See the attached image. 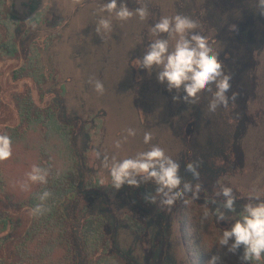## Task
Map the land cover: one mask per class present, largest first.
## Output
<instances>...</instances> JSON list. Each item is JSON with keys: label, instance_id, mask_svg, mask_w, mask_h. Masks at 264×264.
Segmentation results:
<instances>
[{"label": "rangeland", "instance_id": "1", "mask_svg": "<svg viewBox=\"0 0 264 264\" xmlns=\"http://www.w3.org/2000/svg\"><path fill=\"white\" fill-rule=\"evenodd\" d=\"M5 1L20 21L17 25L16 19L10 21L8 30L0 26L2 39L12 36L17 49L14 59L0 49V134L24 140L12 146L10 159L0 162V176L11 198L7 202L0 194V205L24 223L23 229H33L39 215L19 210L21 200L35 188L31 184L28 191H21L19 182L33 164L40 165L44 152L57 168L65 166L64 155L56 148L59 140L47 135L49 112L64 127L77 159L79 193L64 206L76 264H89L82 249V227L90 217L105 220L112 252L121 264H192L181 225L183 200L170 210L159 197L155 204L147 202L145 195L155 194L152 181L114 189L109 171L101 164L104 154L122 160L158 145L180 164L183 180L202 185L199 199L193 201L213 212L218 207L225 212L227 219L218 222L222 229L240 219L246 203L259 202L255 197L264 201V15L259 13L258 0H143L147 20L113 18L112 31L102 29L99 34L97 22L107 13L97 9L108 0ZM125 2L132 10L141 6L137 0ZM177 14L198 23L195 31L208 38L223 71L231 76L228 96L235 93L236 99H229L227 108L210 112L212 94L206 90L195 104L186 103L182 89L169 91L167 82L158 81L160 69L154 67L149 73L138 67L135 60L142 59L154 39L149 28L162 16ZM90 77L103 82V95L94 91ZM177 95L181 99L174 101ZM38 117L43 122L35 125ZM128 128L136 135L116 149L114 141L127 135ZM145 132L152 133L149 144L143 142ZM196 161L198 181L185 170L187 163ZM220 185L233 189L235 212L222 208L224 197L215 195ZM186 198L191 199V193ZM243 252L241 246L237 250L241 263Z\"/></svg>", "mask_w": 264, "mask_h": 264}, {"label": "clouds", "instance_id": "2", "mask_svg": "<svg viewBox=\"0 0 264 264\" xmlns=\"http://www.w3.org/2000/svg\"><path fill=\"white\" fill-rule=\"evenodd\" d=\"M85 0H73L74 4H83ZM141 6L132 10L127 6L125 0H108L100 5L97 12L100 15L95 31L99 34L101 30L112 31V20L115 18L121 22L128 21L133 17H138L141 22L147 20L149 11L147 4L143 0H137ZM257 7L259 13L264 15V0H258ZM36 27L35 24L32 25ZM199 27L198 23L190 17L177 14L173 17L162 16L158 22L149 28V33L154 39L148 44L142 59H136L138 67L144 68L151 73L154 67L160 69L157 79L160 83L167 82L169 91L181 89L186 94L183 101L190 104L197 102L198 96L203 91L212 94L208 104V110L215 112L219 107H228L229 99L235 100L236 94L231 97L228 93L231 89V76L225 74L222 63L218 59V54L209 44L207 37L195 31ZM235 30V25L231 26ZM161 34H167V38H161ZM174 41V44H170ZM89 84L93 85L94 91L103 95L105 89L103 82L95 77L89 78ZM215 90L213 91V86ZM181 97L174 96L173 100L178 101ZM127 135L122 139L114 141V147L121 149L127 142L128 137H134L136 131L133 128L125 130ZM153 139L151 132H145L143 142L149 144ZM97 159L101 158V153H95ZM12 156V140L6 133L0 134V162L10 159ZM102 167L107 169L111 177V186L119 190L127 184L139 187L142 183L152 181L155 185V194H146L144 199L155 204L157 197L160 204L167 206L169 210L177 200L191 205L193 200L199 199L202 185H193L189 181L183 180L179 175L180 164L167 155L161 147L153 145L147 151L137 152L134 157L118 160L115 155L111 158L107 154L101 160ZM199 162H189L185 170L192 174L193 179L199 180ZM49 170L36 164L31 166L30 171L25 173V179L20 181L21 191H28L31 184L46 185L48 183ZM220 184L219 181H217ZM104 184V181H101ZM191 193V199L186 198ZM48 190L39 195L40 204L32 209V215H42L48 209L44 202L51 197ZM216 196L224 197L222 208L228 212L236 211V196L231 187L220 185ZM257 203L249 202L243 206L242 212L229 229H223L218 238V245L227 246L228 251L235 253L241 246L244 252L241 256L243 264H248L252 260L259 261L264 255V201L255 197ZM212 204L216 200L211 201ZM215 215L217 222L227 219L225 212L216 208L215 212L207 205L202 208L201 223L209 220ZM231 241V243H230ZM220 257L213 255L207 264H218Z\"/></svg>", "mask_w": 264, "mask_h": 264}, {"label": "trees", "instance_id": "3", "mask_svg": "<svg viewBox=\"0 0 264 264\" xmlns=\"http://www.w3.org/2000/svg\"><path fill=\"white\" fill-rule=\"evenodd\" d=\"M14 19L17 25L20 17L7 7L5 0H0V26L8 30L9 22L15 21ZM11 39L12 36L5 41L0 35V49L8 58L14 59L17 58V49ZM22 70L23 67L16 71V74ZM41 76L43 77L42 73ZM40 111L41 109H38L37 113ZM47 120L49 124L47 135L59 140L60 144L57 142L56 148L63 153L65 166L57 168L55 160L50 158L47 152L43 153L39 166L49 170L48 183L34 184V190L22 199L18 206L19 210L32 211L37 204L41 203L39 195L43 191L48 190L52 193L51 197L44 202L48 210L38 216L33 229L26 230L27 227L23 229L24 223L16 220L11 212L0 205V264H20L22 261L27 264H76L71 241L72 226L64 206L79 193L80 176L77 159L73 156L74 149L70 141L66 140V132L57 117L49 112ZM36 121L35 125L43 122V119L38 117ZM10 138L12 146L24 140L19 136ZM5 186L4 178L0 176V194L7 202H10L11 198L5 192ZM203 206L204 204L193 201L191 205L184 206L181 214L183 239L192 264H207L213 255L220 257L218 264H243L238 258L237 251L232 253L228 251L227 246L218 245V238L223 229L218 225L215 215L201 223ZM31 248H34V251L28 252ZM82 249L89 264H121L112 252L106 223L102 217H90L85 220L82 227ZM8 250L11 253H8ZM11 255L14 261L10 258ZM16 259L20 261H15ZM262 259L264 261V255Z\"/></svg>", "mask_w": 264, "mask_h": 264}]
</instances>
